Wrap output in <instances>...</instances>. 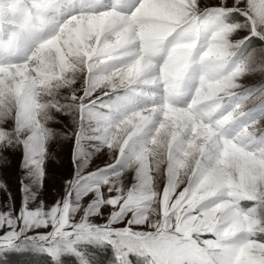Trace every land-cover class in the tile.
Segmentation results:
<instances>
[{
    "label": "snow or ice",
    "instance_id": "1",
    "mask_svg": "<svg viewBox=\"0 0 264 264\" xmlns=\"http://www.w3.org/2000/svg\"><path fill=\"white\" fill-rule=\"evenodd\" d=\"M0 193V252L264 264V0H0Z\"/></svg>",
    "mask_w": 264,
    "mask_h": 264
},
{
    "label": "rangeland",
    "instance_id": "2",
    "mask_svg": "<svg viewBox=\"0 0 264 264\" xmlns=\"http://www.w3.org/2000/svg\"><path fill=\"white\" fill-rule=\"evenodd\" d=\"M51 196V193H48ZM3 193H0V197ZM50 257L35 251H4L0 252V264H50ZM63 264H75L72 256L63 257Z\"/></svg>",
    "mask_w": 264,
    "mask_h": 264
}]
</instances>
